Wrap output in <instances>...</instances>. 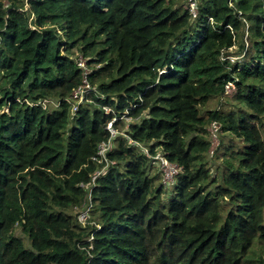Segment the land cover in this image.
Instances as JSON below:
<instances>
[{
	"label": "trees",
	"instance_id": "obj_1",
	"mask_svg": "<svg viewBox=\"0 0 264 264\" xmlns=\"http://www.w3.org/2000/svg\"><path fill=\"white\" fill-rule=\"evenodd\" d=\"M188 2L0 0V264H264V0Z\"/></svg>",
	"mask_w": 264,
	"mask_h": 264
},
{
	"label": "built area",
	"instance_id": "obj_2",
	"mask_svg": "<svg viewBox=\"0 0 264 264\" xmlns=\"http://www.w3.org/2000/svg\"><path fill=\"white\" fill-rule=\"evenodd\" d=\"M187 7L189 8L190 12L193 14L194 17L199 15L200 7L198 0H189ZM78 60L81 68L83 69V82L77 85V87H75L73 91L70 93V95L67 97L72 105L73 112H75L78 109L79 104L85 99L88 90L92 88V84L89 80L91 69L88 64V58L83 54H80ZM231 60L234 61V58L231 57ZM236 91H237L236 83L234 81H229L226 85V93L229 96H233V94H235ZM106 110L108 111L109 108H106ZM113 121L114 120L109 122L107 126V128L112 132V136L110 137L109 140L103 141L99 144L98 152L96 156H94V159L96 161L105 162L106 166L109 164L108 152L113 148V138L118 133V130L113 125ZM220 130H221V125L218 121H213L212 124L209 126V131L213 143L211 150L209 151L208 154L210 157H213L215 155V148L220 142V138H219ZM130 143L135 145L138 144V142L133 141L131 138H130ZM144 151L146 154L150 155V151L148 148H144ZM154 158H156L159 162V165L163 173L164 183L171 184L174 181L177 174L180 172L181 166L178 163L169 160L161 151H158L157 154L154 156ZM102 171L103 169H99L93 174L90 184H86L84 182H81L80 184L81 186H85L89 188L88 195L90 200L92 198V186L95 184L98 176L102 173ZM90 207L91 205L86 210L82 211V213L80 214L81 220H85L87 218Z\"/></svg>",
	"mask_w": 264,
	"mask_h": 264
},
{
	"label": "rangeland",
	"instance_id": "obj_3",
	"mask_svg": "<svg viewBox=\"0 0 264 264\" xmlns=\"http://www.w3.org/2000/svg\"><path fill=\"white\" fill-rule=\"evenodd\" d=\"M181 2H183V4L185 5V2H186V0H181ZM228 97V98H227ZM227 97H223L222 98V103H221V101H220V99L219 98H215V99H213L209 104H208V107H217V106H219V105H221V104H223V106H225V107H227L228 106V104L230 103V102H232L231 100H230V98L232 97V96H227ZM232 103H234V102H232ZM47 106H48V108H53V107H56L57 105L55 104V103H53V102H48L47 103ZM223 139H224V135L222 134V139H221V144H222V142H223ZM219 148H220V150H219V152L218 153H220L221 152V147L219 146ZM209 163H210V165H211V167L213 168V170H216V167L221 163L222 164V159L221 158H218L217 157V159H210L209 160ZM155 165V167L156 168H158L157 166V163L156 164H154ZM167 188H171L172 187V185H169V186H166ZM17 232L19 233V234H21V235H23L24 236V233L21 231V229H17ZM259 240V239H258ZM257 240V241H258ZM254 248H257V250L259 251V252H261L260 253V255H262V258H264V240H261L260 242H258L255 246H254ZM250 254H252V252H250ZM243 264H249V263H243Z\"/></svg>",
	"mask_w": 264,
	"mask_h": 264
},
{
	"label": "clouds",
	"instance_id": "obj_4",
	"mask_svg": "<svg viewBox=\"0 0 264 264\" xmlns=\"http://www.w3.org/2000/svg\"><path fill=\"white\" fill-rule=\"evenodd\" d=\"M231 57H233L234 58V61L237 59V56H235V55H229V56H227V57H225V58H229V59H231ZM233 61V60H232ZM229 81H234V80H229ZM235 82V81H234ZM84 101V100H83ZM82 101V102H83ZM47 106V105H46ZM71 110H72V107H71ZM73 112V111H72ZM76 112V111H75ZM75 112H73V113H75ZM109 124V123H108ZM108 126V125H107ZM222 130H220V134H219V138H220V142H219V144L217 145V147L215 148V155L213 156V157H210V159H215L216 158V156H217V153H218V149H219V146H221V139H222ZM209 135H210V139H211V146H210V148H209V150H208V154H209V151L211 150V147H212V138H211V134L209 133ZM149 149V148H148ZM150 151V150H149ZM158 151H160V150H158ZM157 154V153H156ZM155 154V155H156ZM148 155V154H147ZM155 155H152L151 153H150V155H148V156H150V157H153L154 158V156ZM168 158V157H167ZM154 159H156V158H154ZM169 159V158H168ZM157 160V159H156ZM170 160V159H169ZM158 161V160H157ZM172 162H174V161H172ZM158 165H159V162H156ZM176 163H178V162H176ZM179 164V163H178ZM180 165V164H179ZM181 166V165H180ZM159 168L161 169V167H160V165H159ZM103 169V168H102ZM99 170V169H98ZM181 170H182V166H181ZM180 170V171H181ZM97 171V170H96ZM95 171V172H96ZM162 171V170H161ZM94 172V173H95ZM180 173V172H179ZM178 173V174H179ZM177 174V175H178ZM177 177V176H176ZM176 177H175V179H174V181L171 183V184H166V183H164V181H163V173L161 174V179H162V183L165 185V186H169V185H172L174 182H175V180H176ZM92 189H93V186H92Z\"/></svg>",
	"mask_w": 264,
	"mask_h": 264
}]
</instances>
